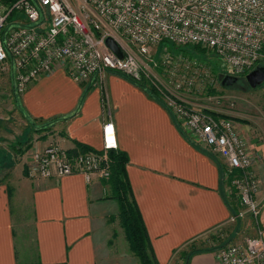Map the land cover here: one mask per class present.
Returning a JSON list of instances; mask_svg holds the SVG:
<instances>
[{
	"label": "crops",
	"instance_id": "obj_1",
	"mask_svg": "<svg viewBox=\"0 0 264 264\" xmlns=\"http://www.w3.org/2000/svg\"><path fill=\"white\" fill-rule=\"evenodd\" d=\"M123 75L108 71L100 79L102 91L97 77L77 83L57 68L21 94V108L32 118L74 113L48 132L28 133L21 145L4 139L6 130L0 127V264H141L129 246H114L119 207L106 180L94 176L87 182L78 173L31 178L26 169L30 150L50 143L70 151L101 150L108 121L115 147L129 157L133 200L159 264H169L175 252L224 225L230 229L224 242L256 234L250 214L229 221L240 207L229 191L222 157L194 142L166 106ZM84 86L90 89L77 106ZM260 134L251 145L259 152L254 168L263 204L257 221L264 226V130ZM215 262L211 251L201 250L187 264Z\"/></svg>",
	"mask_w": 264,
	"mask_h": 264
},
{
	"label": "built area",
	"instance_id": "obj_2",
	"mask_svg": "<svg viewBox=\"0 0 264 264\" xmlns=\"http://www.w3.org/2000/svg\"><path fill=\"white\" fill-rule=\"evenodd\" d=\"M107 37L117 42L122 57L105 44ZM162 43L200 46L220 61L223 75L245 77L262 55L264 0L0 1V67L10 71L16 93L57 68L77 83L117 71L154 86L187 135L224 159L229 191L240 207L229 221L250 214L257 225L254 236L218 245V264H264V226L257 221L263 198L257 197L259 178L253 169L257 158L232 119L191 104L185 87L205 77L209 81L208 61L168 47L155 59L151 49ZM160 67L168 72H158ZM103 133L101 152L70 151L55 143L33 150L28 175L46 179L78 173L87 182L94 176L107 180V149L115 147L111 121Z\"/></svg>",
	"mask_w": 264,
	"mask_h": 264
},
{
	"label": "rangeland",
	"instance_id": "obj_3",
	"mask_svg": "<svg viewBox=\"0 0 264 264\" xmlns=\"http://www.w3.org/2000/svg\"><path fill=\"white\" fill-rule=\"evenodd\" d=\"M0 1L1 4H8L10 2L5 0H0ZM168 46L169 44L162 43L157 48V50L155 47H152L151 52H153V54L155 53L154 54L155 56L153 55V57L157 59L158 55H160V53L164 51ZM168 49L170 48H167V50ZM171 52L176 53L179 51L175 50ZM211 54H210L211 57L214 58L216 57L214 54L213 55ZM196 57L202 58L201 55H196ZM261 61L262 62H260L259 64L264 65V47H263V53L261 55ZM211 62L213 63L212 65L208 62L211 69L208 75L209 81L207 80V77H205L203 80L197 81L195 85L191 86L190 88H188L187 86L185 87V89L191 91L190 95L192 97L190 98V102H192L191 104H193V106H197V107L198 106L211 107L215 109L217 113L224 114L230 119H232L238 129V134L242 140V143L250 151H252L255 154L256 158L258 159L259 152L257 151L256 148H254L253 145H251L252 144L251 139H253L255 135H258V132L260 134L264 130V83L256 87H250L244 76L235 75L237 77V80L235 82H233L230 85H221V78L223 75L222 74L223 71H221L223 69L222 65L220 64V61L217 58L212 59ZM158 72L161 73L168 72V67L167 68L160 67V71ZM38 79H36L35 81H37ZM90 82L91 81L85 83L88 84ZM96 83L98 86L103 87L101 89L103 91L105 87L102 84V80H97ZM143 84L148 89H152L155 91L154 86H151L146 82L145 83L143 82ZM86 89L89 90L90 86H84V91ZM21 94L16 93V91L14 90L13 80L10 71L8 69H2L0 67V127H4L6 130L4 139L8 137V139L10 141H13L14 143L17 142L19 137H26L24 133L27 132L30 126L26 119L27 115L23 112L21 105L19 103ZM103 101H104L103 107L105 108V110H109V104L107 103V101L105 100ZM80 104L78 103L77 106H80ZM160 104L164 105L163 102ZM0 131H2L1 128ZM33 150L35 149H31L30 151L32 152ZM0 156H2L1 150H0ZM2 158L3 157H1L0 159ZM29 161H30V157L26 159L27 173H28ZM253 169L255 170L254 165H253ZM257 190L258 191L260 190V182ZM114 225L117 228V234L116 237L114 238V246L122 249L128 247V244H126V241L123 237V232L118 225L117 219H114ZM226 229H227L226 225H224L222 227L213 229L212 231H209L201 235L200 237L196 238V240L189 243L184 248V250H178L177 252H175V255L171 258V262L169 264H187L189 258L194 254V252L196 253L201 250L211 251L215 257V261H216L215 264H218V256L215 253V251L218 248V245L223 243L225 240H228V237L230 236V232H229L230 229L228 230ZM192 251L194 252L192 253ZM128 257L131 256L123 255L121 258L129 259ZM183 260L185 263L183 262Z\"/></svg>",
	"mask_w": 264,
	"mask_h": 264
},
{
	"label": "trees",
	"instance_id": "obj_4",
	"mask_svg": "<svg viewBox=\"0 0 264 264\" xmlns=\"http://www.w3.org/2000/svg\"><path fill=\"white\" fill-rule=\"evenodd\" d=\"M5 1L12 2L13 0H5ZM168 48H170L169 50L171 51L177 50V51H181L182 53L191 55V56L201 55V57L207 60L211 65L213 64L211 60L216 59V57L214 58L210 56L212 52H208L207 50L201 48L200 46L188 45V46L180 47V46H176L173 44H169ZM262 53H263V48H262ZM260 62H262L261 59H259L257 64H259ZM111 72L119 73L117 71H111ZM131 81L133 82L134 80L131 79ZM135 82L136 81H134L133 83ZM136 83L138 86L145 89L146 92L152 98L162 103L160 96L158 95L156 90L154 91L152 89H148L143 84V82H140V83L136 82ZM87 90L88 89L83 91L79 104L82 98L85 96ZM72 114L67 115L68 117L66 116L65 117H51L48 119H42V118L37 119V118H32L30 116H26L27 122L30 126L27 132L24 134L25 136H27L28 133H32V132H44V131L48 132L50 131L54 123H56L59 120L69 118V116H71ZM22 138L23 137H19V139L17 140V144H20V141ZM25 142L26 141L24 140L22 144H25ZM79 147H82V146H79ZM28 148L29 147L27 146V149ZM82 149L83 150L81 151H86V150H89L90 148L83 147ZM101 150H93V151L101 152ZM107 155L109 157L110 176L106 180V182L110 186V189H111L110 197L116 200L118 207H119V213H118L119 218L118 219H119V222H120L123 234H124V238L127 241L129 248L135 254V256L139 259L141 264H159L151 250L147 231L144 226V223L142 222V218H141V214L139 212L138 206L136 202L133 200L131 185H130L129 178L127 176V171H126V165L129 162V157L125 151L120 150L117 147L108 148ZM232 197H234V194ZM194 251H192V253ZM183 257H184V254H183Z\"/></svg>",
	"mask_w": 264,
	"mask_h": 264
},
{
	"label": "water",
	"instance_id": "obj_5",
	"mask_svg": "<svg viewBox=\"0 0 264 264\" xmlns=\"http://www.w3.org/2000/svg\"><path fill=\"white\" fill-rule=\"evenodd\" d=\"M105 44L114 51L119 57H122L121 50L117 42L112 37L105 39ZM245 79L250 87H256L264 83V65L258 64L246 75ZM237 80V77L232 74H224L221 78V85H230Z\"/></svg>",
	"mask_w": 264,
	"mask_h": 264
},
{
	"label": "bare ground",
	"instance_id": "obj_6",
	"mask_svg": "<svg viewBox=\"0 0 264 264\" xmlns=\"http://www.w3.org/2000/svg\"><path fill=\"white\" fill-rule=\"evenodd\" d=\"M238 210H239V209H238ZM238 210H237V211H238ZM237 211H236V213H237ZM236 213H235V214H236Z\"/></svg>",
	"mask_w": 264,
	"mask_h": 264
}]
</instances>
